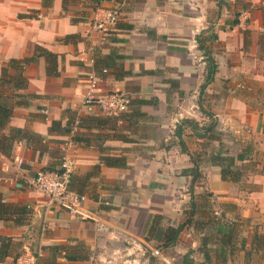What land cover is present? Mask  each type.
<instances>
[{
	"label": "crops",
	"instance_id": "crops-1",
	"mask_svg": "<svg viewBox=\"0 0 264 264\" xmlns=\"http://www.w3.org/2000/svg\"><path fill=\"white\" fill-rule=\"evenodd\" d=\"M96 7H117L116 26L95 28ZM91 75L127 110L87 112ZM0 95L26 176L66 149L97 216L49 203L0 153V264H264V0H0ZM183 119L214 120L216 138L179 137Z\"/></svg>",
	"mask_w": 264,
	"mask_h": 264
},
{
	"label": "built area",
	"instance_id": "built-area-1",
	"mask_svg": "<svg viewBox=\"0 0 264 264\" xmlns=\"http://www.w3.org/2000/svg\"><path fill=\"white\" fill-rule=\"evenodd\" d=\"M118 18L117 7H96L93 13V25L99 30L113 28L116 26ZM98 80L97 76H89L88 89L82 100L84 109L87 112L98 110L106 115H119L126 111L130 103L129 96L121 92H107L103 95H96L95 90ZM2 159L6 168L12 167L20 176L24 177L29 188L40 192L47 198L49 203L65 209L70 215L82 219L97 220V216H94L95 214L85 206V195L69 188L73 172V161L66 149L60 153L57 168H41L30 176H26L23 170V161L18 155L3 156ZM155 253L158 252L155 251Z\"/></svg>",
	"mask_w": 264,
	"mask_h": 264
},
{
	"label": "trees",
	"instance_id": "trees-1",
	"mask_svg": "<svg viewBox=\"0 0 264 264\" xmlns=\"http://www.w3.org/2000/svg\"><path fill=\"white\" fill-rule=\"evenodd\" d=\"M52 56L53 60H55V56L54 55H50ZM31 59H25L21 62H13L12 61V65L15 64L16 68L20 69L22 71L23 67L30 61ZM215 65H208V71H207V75L206 78L204 80L203 85H201V89H203L210 81H211V76L215 71ZM101 75V74H100ZM103 75V73H102ZM1 78H3V76H1ZM5 82H7V79H3ZM15 86H24L25 84V78L23 77V75L20 73L18 75V77L16 78V81L14 82ZM1 99H4L1 95H0V153L9 157L11 156V149L14 145L15 140H17V138L24 136V132L20 129H16V130H12L9 132V134H5L4 132H2V129H4L11 117L12 114V106L5 104L4 102L1 101ZM206 114L211 117L212 115L209 112H206ZM85 121V120H84ZM76 122L78 124H82V119H77ZM189 125L192 128L195 129V132L198 136H206L209 133H214V128H215V121L211 120L208 126H199L197 124L196 121L194 120H190V119H183L181 122V125L177 126V134H179L180 137V129L182 128V125ZM54 125V124H53ZM179 128V131H178ZM69 131V129H66ZM182 130V129H181ZM216 133V131H215ZM215 133L213 134V138H216ZM180 145H181V150L183 152H188L187 148L184 146V143L182 141V139H180ZM193 158V156H191V159ZM235 158L239 159L241 158L239 155H237ZM228 163L232 164L234 162V157L232 156H228L227 159ZM51 169V168H49ZM54 169V168H53ZM188 172L191 174L192 176V180H194V178L197 176V172L196 170L193 168L189 169ZM0 211L1 212H6L8 211V209L0 203ZM182 228V225H177L175 227L173 226H169L167 228H165L164 230H161L160 235L161 236V240L163 242V245L165 246H169L172 245L176 242L177 236L180 232ZM10 243V239L8 238H4L0 236V262L4 261L6 256H7V250H8V246Z\"/></svg>",
	"mask_w": 264,
	"mask_h": 264
}]
</instances>
